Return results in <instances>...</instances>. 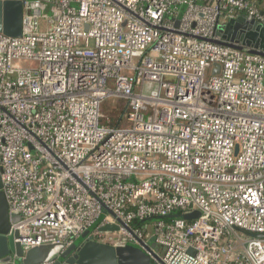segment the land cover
I'll return each instance as SVG.
<instances>
[{"label": "built area", "instance_id": "2783aa9c", "mask_svg": "<svg viewBox=\"0 0 264 264\" xmlns=\"http://www.w3.org/2000/svg\"><path fill=\"white\" fill-rule=\"evenodd\" d=\"M241 16L264 27V0L24 1L21 37L0 34V177L24 253L86 234L153 264H264V57L218 31Z\"/></svg>", "mask_w": 264, "mask_h": 264}, {"label": "water", "instance_id": "95a60500", "mask_svg": "<svg viewBox=\"0 0 264 264\" xmlns=\"http://www.w3.org/2000/svg\"><path fill=\"white\" fill-rule=\"evenodd\" d=\"M24 1L26 0H0V34L3 36L12 39L21 37ZM238 30L242 31L239 39L236 38ZM218 31L223 41L232 48L264 57V27L251 17L241 16L231 20L224 26H219ZM198 215L194 212L184 218L191 220ZM18 220V217L9 218L0 177V264H44L52 260H55L54 264H153L145 250L132 244L114 248L84 240L78 245V241L83 240L86 234L67 249L62 244L43 245L24 253L20 245L14 242L17 236L8 235L10 224ZM116 230L115 226H106L101 231ZM151 246L156 248L153 243ZM73 251L75 255L70 257Z\"/></svg>", "mask_w": 264, "mask_h": 264}, {"label": "rangeland", "instance_id": "374dc122", "mask_svg": "<svg viewBox=\"0 0 264 264\" xmlns=\"http://www.w3.org/2000/svg\"><path fill=\"white\" fill-rule=\"evenodd\" d=\"M261 6L263 3L260 4ZM122 103L120 101H117L116 99H108L106 100L102 105V113L105 117H109V115L113 114L116 117L121 112ZM78 241V240H77ZM82 242L80 239L78 241V245Z\"/></svg>", "mask_w": 264, "mask_h": 264}, {"label": "trees", "instance_id": "16d2710c", "mask_svg": "<svg viewBox=\"0 0 264 264\" xmlns=\"http://www.w3.org/2000/svg\"><path fill=\"white\" fill-rule=\"evenodd\" d=\"M118 116L116 117V115L114 116L113 114L109 115V117H107L106 121L109 125H115L117 122Z\"/></svg>", "mask_w": 264, "mask_h": 264}, {"label": "flooded vegetation", "instance_id": "af4514ba", "mask_svg": "<svg viewBox=\"0 0 264 264\" xmlns=\"http://www.w3.org/2000/svg\"><path fill=\"white\" fill-rule=\"evenodd\" d=\"M249 26H250V24H249ZM242 33V31L241 30H238L237 31V39H239V34H241ZM246 33V32H245ZM75 255V252L73 251L72 253H71V256L70 257H72V256H74Z\"/></svg>", "mask_w": 264, "mask_h": 264}]
</instances>
